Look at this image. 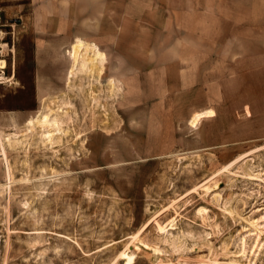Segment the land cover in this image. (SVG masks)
<instances>
[{
    "label": "rangeland",
    "instance_id": "1",
    "mask_svg": "<svg viewBox=\"0 0 264 264\" xmlns=\"http://www.w3.org/2000/svg\"><path fill=\"white\" fill-rule=\"evenodd\" d=\"M0 3L18 20L0 264H264V44L228 34L251 20H185L200 38L152 2L84 4L78 20Z\"/></svg>",
    "mask_w": 264,
    "mask_h": 264
},
{
    "label": "crops",
    "instance_id": "2",
    "mask_svg": "<svg viewBox=\"0 0 264 264\" xmlns=\"http://www.w3.org/2000/svg\"><path fill=\"white\" fill-rule=\"evenodd\" d=\"M7 1V9L10 13H18L20 5H27L28 8L36 9V3H60V18L65 20L82 19L84 18L85 7L84 4L93 3H108L115 0H5ZM140 2H152L157 5L159 10L167 12L168 16L175 20H180L181 23H175L174 27L189 28L186 34L195 36H208L211 38L212 34H209L200 24L189 25L185 20L189 19H211L216 17L226 18H240L251 21L236 22L235 32H229V35H234L237 40L242 34V30L251 29L253 43L264 44V0H139ZM87 8V7H86ZM5 10V9H4ZM89 10V9H88ZM240 13V15L229 16L228 12ZM6 11V10H5ZM52 17V16H49ZM67 26L68 24H64ZM165 27L171 29V25L168 23ZM168 29V30H169ZM83 33V31L75 30V33ZM173 32V31H172ZM220 33V32H217ZM222 33V32H221ZM211 41V39H210ZM221 43V42H220ZM218 43V44H220ZM85 42L78 38L73 44L72 49L76 46H84ZM191 49H200V47H194ZM258 49H264V46L258 47ZM100 58V57H99ZM101 60V59H100Z\"/></svg>",
    "mask_w": 264,
    "mask_h": 264
},
{
    "label": "built area",
    "instance_id": "3",
    "mask_svg": "<svg viewBox=\"0 0 264 264\" xmlns=\"http://www.w3.org/2000/svg\"><path fill=\"white\" fill-rule=\"evenodd\" d=\"M18 26V20L6 18L5 10L0 3V82L6 75L8 55L14 52V39Z\"/></svg>",
    "mask_w": 264,
    "mask_h": 264
},
{
    "label": "bare ground",
    "instance_id": "4",
    "mask_svg": "<svg viewBox=\"0 0 264 264\" xmlns=\"http://www.w3.org/2000/svg\"><path fill=\"white\" fill-rule=\"evenodd\" d=\"M0 83H2V82H0Z\"/></svg>",
    "mask_w": 264,
    "mask_h": 264
}]
</instances>
